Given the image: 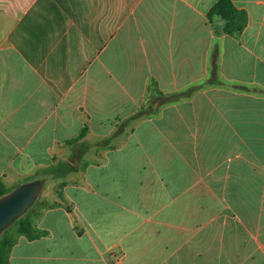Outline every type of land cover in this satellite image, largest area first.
I'll list each match as a JSON object with an SVG mask.
<instances>
[{
  "label": "crops",
  "instance_id": "crops-1",
  "mask_svg": "<svg viewBox=\"0 0 264 264\" xmlns=\"http://www.w3.org/2000/svg\"><path fill=\"white\" fill-rule=\"evenodd\" d=\"M216 2L0 0V184H49L7 264H264V0Z\"/></svg>",
  "mask_w": 264,
  "mask_h": 264
},
{
  "label": "trees",
  "instance_id": "trees-1",
  "mask_svg": "<svg viewBox=\"0 0 264 264\" xmlns=\"http://www.w3.org/2000/svg\"><path fill=\"white\" fill-rule=\"evenodd\" d=\"M214 18L219 19L222 22V25L220 26V31L224 33L225 35L231 36L233 38H238L246 26L245 12L237 10L233 6L231 0H217V2L207 12V20L210 25H212ZM216 53H217V50L216 48H214L212 51V54L214 57H216ZM151 86L152 84H149L146 88V96L149 100H151L153 96L155 95L154 98L161 99L162 104H167V103L177 102L184 97V92L164 95L159 91H155V93L153 94ZM232 88L241 90V91H247V89L243 88L242 86L240 87L232 86ZM190 91H193V90L191 89ZM257 93L264 94L261 91H258ZM146 106L147 105L141 106L137 113L133 114L126 120L120 122L116 128L117 133H120L123 127L127 123L132 122L135 119L142 117L144 115H150L154 112L152 105L149 106L150 107L149 111H147ZM83 135H84V131L83 133H81L80 137L68 142V144H71L77 141ZM110 139L112 138L107 139V141H109ZM73 171H75V168L71 164L67 162H62V163H57L54 166L50 167L49 169L45 170V172L43 173V176L41 177L46 178L48 181H56V180L63 179L65 176H67L69 173ZM38 177L39 176H35V178H32L30 180L37 179ZM8 192H10V190L4 189L3 186L0 184V197L7 194ZM39 198L36 200L33 206L38 203ZM33 206L29 210H31ZM28 211L23 216H25L28 213ZM22 217L19 218L5 232H3V234L0 237V264H7L9 250L11 246L13 245V243H10L8 250H6L5 245L7 244V242H6L5 235L12 227H17V234H23L27 236L29 239L37 237L41 234L39 231L33 230L30 227V225L27 223V221L22 220Z\"/></svg>",
  "mask_w": 264,
  "mask_h": 264
},
{
  "label": "water",
  "instance_id": "water-1",
  "mask_svg": "<svg viewBox=\"0 0 264 264\" xmlns=\"http://www.w3.org/2000/svg\"><path fill=\"white\" fill-rule=\"evenodd\" d=\"M45 182L44 179L24 182L0 197V237L33 206Z\"/></svg>",
  "mask_w": 264,
  "mask_h": 264
},
{
  "label": "rangeland",
  "instance_id": "rangeland-1",
  "mask_svg": "<svg viewBox=\"0 0 264 264\" xmlns=\"http://www.w3.org/2000/svg\"><path fill=\"white\" fill-rule=\"evenodd\" d=\"M218 20V21H217ZM213 21H215V24H217V25H222V23H221V21L219 20V19H216V18H214L213 19ZM217 22H219V23H217ZM155 102V100H147V103H146V108H147V111H149L150 110V105H153V103ZM156 109H158V106H156L155 107ZM114 111V110H113ZM132 124L133 123H130L129 122V124H128V127H131L132 126ZM56 156L57 157H55L56 159H55V161H57V160H59V152L56 154ZM68 156V155H67ZM66 155H65V158L67 157ZM99 156H101L100 154H99ZM68 158V157H67ZM61 159V158H60ZM93 160V159H92ZM97 161L98 159H94V161ZM49 186V184L48 185H46L45 187H44V189H43V191L44 190H46L47 189V187ZM32 210V209H31ZM31 210H29L28 211V213L25 215V216H23L22 217V220L23 221H27V219L29 218V215L31 214ZM16 236H17V227H12L7 233H6V235H5V238H6V242H7V244L5 245L6 246V250H8V248H9V246H10V243H13L14 241H15V238H16Z\"/></svg>",
  "mask_w": 264,
  "mask_h": 264
}]
</instances>
